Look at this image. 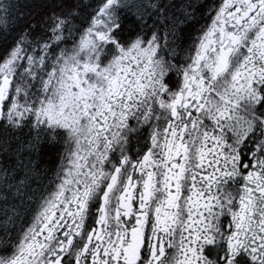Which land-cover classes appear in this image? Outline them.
<instances>
[{"label": "snow or ice", "instance_id": "6c2138e0", "mask_svg": "<svg viewBox=\"0 0 264 264\" xmlns=\"http://www.w3.org/2000/svg\"><path fill=\"white\" fill-rule=\"evenodd\" d=\"M24 8L0 0V264H264V0Z\"/></svg>", "mask_w": 264, "mask_h": 264}, {"label": "trees", "instance_id": "16d2710c", "mask_svg": "<svg viewBox=\"0 0 264 264\" xmlns=\"http://www.w3.org/2000/svg\"><path fill=\"white\" fill-rule=\"evenodd\" d=\"M189 0H183L181 4H185V3H188ZM192 3H196L197 0H191ZM205 3H211V0H204ZM18 3L23 7V6H27V8H24L25 11H27L29 8H36L38 9L39 6L43 3V0H18ZM201 11H203V9H201ZM27 132V129L24 130V133ZM22 138H24V134H21ZM45 147L43 146L42 148V153H41V157H40V160H41V167H43V160L45 158Z\"/></svg>", "mask_w": 264, "mask_h": 264}, {"label": "flooded vegetation", "instance_id": "af4514ba", "mask_svg": "<svg viewBox=\"0 0 264 264\" xmlns=\"http://www.w3.org/2000/svg\"><path fill=\"white\" fill-rule=\"evenodd\" d=\"M183 0H173V3H175L177 6H179L180 5V3L182 2ZM165 2H167V0H165ZM44 147H45V158H44V160H43V167H45V166H48L47 165V161H48V159L50 158V146H48V145H44ZM51 158L52 159H54L55 157H54V150L51 152Z\"/></svg>", "mask_w": 264, "mask_h": 264}]
</instances>
